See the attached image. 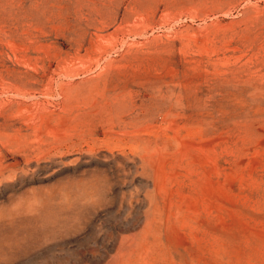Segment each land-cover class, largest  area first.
<instances>
[{
	"label": "rangeland",
	"instance_id": "rangeland-1",
	"mask_svg": "<svg viewBox=\"0 0 264 264\" xmlns=\"http://www.w3.org/2000/svg\"><path fill=\"white\" fill-rule=\"evenodd\" d=\"M0 264H264V0H0Z\"/></svg>",
	"mask_w": 264,
	"mask_h": 264
}]
</instances>
